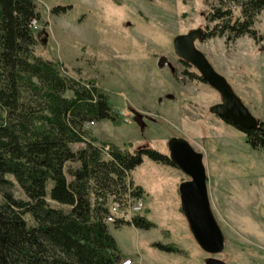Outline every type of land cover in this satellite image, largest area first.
<instances>
[{
	"label": "rangeland",
	"instance_id": "1",
	"mask_svg": "<svg viewBox=\"0 0 264 264\" xmlns=\"http://www.w3.org/2000/svg\"><path fill=\"white\" fill-rule=\"evenodd\" d=\"M35 1L41 15L36 54L61 63L68 77L94 81L116 113L115 120L85 124L88 139L107 147H153L170 154V139L183 138L204 156L224 249L208 253L191 231L180 195V185L191 177L179 167L145 157L131 177L145 190L140 214L154 227L108 224L119 245L118 264L129 258L133 264H207L210 258L226 264H264V149H254L243 131L211 113L210 107L222 101L220 93L188 74L199 72L183 62L173 42L192 29L211 30L216 22L208 15L215 7L231 8L240 16L239 0ZM57 6L70 8L57 14ZM254 27L264 37V9ZM197 46L264 122V39L216 35L197 41ZM137 113L143 117V128L136 122ZM83 146L72 145L74 150ZM7 177L14 182V195L26 200L14 176ZM50 188L51 184L50 203L68 209L50 199ZM156 242L179 251L161 250Z\"/></svg>",
	"mask_w": 264,
	"mask_h": 264
},
{
	"label": "trees",
	"instance_id": "2",
	"mask_svg": "<svg viewBox=\"0 0 264 264\" xmlns=\"http://www.w3.org/2000/svg\"><path fill=\"white\" fill-rule=\"evenodd\" d=\"M238 2L240 16L231 8L209 12L208 20L216 23L205 38L227 34L230 40L246 35L257 42L264 39L254 27L264 0ZM70 6H57L53 12L65 13ZM37 8L35 0H0V264H118L108 202L125 204L129 197H144L131 171L145 157L177 166L170 154L153 147L130 151L109 144L106 150L105 144L88 139L85 124L115 120L116 113L94 81L68 77L61 63L36 54L37 30L31 24L41 19ZM237 128L254 149H264L263 121L254 129ZM79 143L84 146L74 150L72 145ZM9 174L26 200L14 195ZM50 184V199L68 209L50 203ZM124 223L154 227L141 214L116 224Z\"/></svg>",
	"mask_w": 264,
	"mask_h": 264
},
{
	"label": "water",
	"instance_id": "3",
	"mask_svg": "<svg viewBox=\"0 0 264 264\" xmlns=\"http://www.w3.org/2000/svg\"><path fill=\"white\" fill-rule=\"evenodd\" d=\"M205 37V30L197 28L175 36L173 42L177 55L194 66L203 80L220 93L222 101L210 107L211 113L236 127H259L260 120L251 113L228 79L215 69L207 55L197 46V41H203ZM135 119L141 128L145 126L141 114L137 113ZM169 149L174 164L191 177V180L180 185L182 210L191 231L205 251L216 254L225 247V235L211 207L203 153L183 138L170 139ZM207 264L226 263L210 258Z\"/></svg>",
	"mask_w": 264,
	"mask_h": 264
},
{
	"label": "built area",
	"instance_id": "4",
	"mask_svg": "<svg viewBox=\"0 0 264 264\" xmlns=\"http://www.w3.org/2000/svg\"><path fill=\"white\" fill-rule=\"evenodd\" d=\"M37 20L32 21L31 27L37 29ZM94 123V122H92ZM109 147L106 148L108 150ZM145 206L144 197H129L127 203L121 204L110 200L108 207L110 209V215L107 218L108 223H117L132 220L135 215L140 214ZM122 264H133V259L129 258L126 261H122Z\"/></svg>",
	"mask_w": 264,
	"mask_h": 264
}]
</instances>
